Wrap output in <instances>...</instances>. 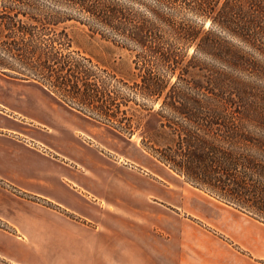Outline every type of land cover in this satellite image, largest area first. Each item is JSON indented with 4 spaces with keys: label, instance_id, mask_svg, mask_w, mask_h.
<instances>
[{
    "label": "trees",
    "instance_id": "trees-1",
    "mask_svg": "<svg viewBox=\"0 0 264 264\" xmlns=\"http://www.w3.org/2000/svg\"><path fill=\"white\" fill-rule=\"evenodd\" d=\"M6 1L2 74L119 133L139 130L143 149L264 223V0H31L26 19ZM117 99L140 105L135 126L103 107Z\"/></svg>",
    "mask_w": 264,
    "mask_h": 264
},
{
    "label": "crops",
    "instance_id": "crops-1",
    "mask_svg": "<svg viewBox=\"0 0 264 264\" xmlns=\"http://www.w3.org/2000/svg\"><path fill=\"white\" fill-rule=\"evenodd\" d=\"M24 89L26 99L47 100L35 84ZM53 122L35 105L0 100V177L41 199L0 190V218L9 227H0V264H256V258L264 259V223L225 203L212 210L202 206L208 216L191 214L204 223L179 216L177 227L169 188H157V199L148 200L143 193L93 194L91 181L51 172L36 177L44 169L71 165L65 158L73 161L69 154L56 157L27 142L47 136ZM116 183L103 178L99 188L116 190Z\"/></svg>",
    "mask_w": 264,
    "mask_h": 264
},
{
    "label": "rangeland",
    "instance_id": "rangeland-1",
    "mask_svg": "<svg viewBox=\"0 0 264 264\" xmlns=\"http://www.w3.org/2000/svg\"><path fill=\"white\" fill-rule=\"evenodd\" d=\"M29 1L31 0H18L15 2L16 11L19 17L23 19H26L23 12L27 10V3ZM32 1H35L40 8L45 10L60 8L57 4L47 2L46 0ZM4 3L9 4L6 0L0 1L1 5ZM0 10L5 12L4 5L1 6ZM122 55L125 56V53H122ZM16 65L25 74H37L41 76L39 72L34 73L26 67H21L19 64ZM100 75L103 77L107 76L108 72H101ZM34 84L46 95L47 100L42 101L36 98L26 99L27 94H25L26 89L24 87L26 88ZM61 92L69 93L67 91ZM0 100L7 101L11 104L24 103L30 106L35 105L44 114L53 117L56 122L49 123L52 129L49 132L45 131L47 136L35 135L28 138L27 142L35 148L56 157L65 158L64 155L69 154L70 158L76 163L65 158L66 161L71 162L70 164L75 165L76 168L63 163L64 165L62 164V166H58L57 168H47L42 173L34 174L36 177L49 176V172H51V175H55L57 178H62L61 175H64L63 177L68 176L78 180V183L85 181L87 184L91 181L94 183V187L91 186L93 194H107L112 196L116 192L121 196L128 197L132 195L134 197L137 194L143 193L145 195L144 197L148 200L157 199L155 191L157 188L159 191L162 188H169V190H172L170 192H173L171 197L173 205L171 207L176 210L174 214L176 216L175 222L177 227L179 224L177 218L179 216H185V220L189 223H193V221L204 223V221L198 220L197 217H193L191 214L208 216L210 214L202 206L207 205V209L212 210L215 208V205L220 206L224 204V202L218 200L216 192L210 193L204 187H198L188 182L167 164L158 160L152 149H143L141 147V133L139 130L135 131L132 136L119 133L104 124L91 121L89 118L60 103L36 83L15 80L1 72ZM121 100L117 99L116 105H109L108 103L105 105L104 102L103 107L110 111L120 108L121 111L118 112L117 117L122 119V123H120L121 121L115 120L117 125L125 124V120L129 119L135 126L139 122L138 113L141 108L140 105L134 101H129L127 104H124L121 103ZM85 108L89 113L94 114L99 119L105 122L108 120L107 115L94 111L95 109L91 105ZM12 109L11 107L9 112L15 114ZM57 109L64 111L66 116L63 118L58 117L56 115ZM30 122L33 124L35 121L30 120ZM141 122L142 126L148 130L150 137L157 125V118L155 116H147ZM30 126V128H33V125ZM103 178L112 184L117 181L115 186L116 190L113 187L108 192L101 190L100 188L102 187L99 185V182H103ZM33 187L40 189L37 185H33ZM0 190L41 202L38 195L22 190L19 186L13 185L1 177ZM159 198L160 196H158ZM158 206L160 209L162 208L161 204ZM0 227L9 228L8 224L2 218H0ZM256 264H264V259L256 258Z\"/></svg>",
    "mask_w": 264,
    "mask_h": 264
}]
</instances>
